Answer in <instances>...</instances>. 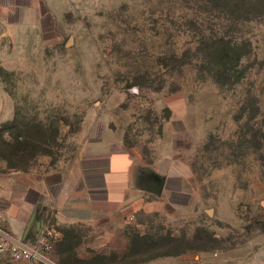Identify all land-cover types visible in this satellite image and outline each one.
Here are the masks:
<instances>
[{"label": "rangeland", "instance_id": "1", "mask_svg": "<svg viewBox=\"0 0 264 264\" xmlns=\"http://www.w3.org/2000/svg\"><path fill=\"white\" fill-rule=\"evenodd\" d=\"M60 8L43 34L0 36V148L42 138L53 161L70 163L107 127L147 159L171 144L193 172L187 197L140 234L159 245L179 239L183 249L209 234L210 250L139 264H264V18L225 30L251 53L244 78L221 85L194 51L198 28L210 34L232 16L206 0H61ZM188 48L185 65L173 59ZM118 245V255L128 251L124 239ZM84 255L90 264L94 255Z\"/></svg>", "mask_w": 264, "mask_h": 264}, {"label": "crops", "instance_id": "2", "mask_svg": "<svg viewBox=\"0 0 264 264\" xmlns=\"http://www.w3.org/2000/svg\"><path fill=\"white\" fill-rule=\"evenodd\" d=\"M60 5L61 0H0V36L43 34L55 27ZM151 155L147 159L107 127L70 163L38 155L24 168L9 169L0 161V232L34 245L44 229H53L54 264H68L69 253L83 260L84 254H117L121 238L127 247L131 228L140 234L187 197L191 167L171 144ZM0 264L44 263L2 255Z\"/></svg>", "mask_w": 264, "mask_h": 264}, {"label": "trees", "instance_id": "3", "mask_svg": "<svg viewBox=\"0 0 264 264\" xmlns=\"http://www.w3.org/2000/svg\"><path fill=\"white\" fill-rule=\"evenodd\" d=\"M212 5L215 11L231 15L229 24L232 26H223L220 30L214 29L212 33L207 34L204 29L198 28L197 46L194 51L197 55V62L201 64V70L204 75H209L218 84L233 85L244 78L245 70L242 68V62L251 53L250 43L247 40H238L233 38L227 28H233L241 22H251L258 18H264V0H206ZM193 49L188 48L184 55L175 56V61H180L182 65L186 64L188 53ZM46 144L44 139H21L15 138L14 141H3L0 148V161H5L9 169H19L28 166L38 155L50 156L49 152L43 149ZM40 146V151L30 154V149ZM52 157V156H51ZM26 162V163H25ZM187 237L186 235H183ZM208 234L195 236L196 248L186 249L177 247L182 241L176 238L162 239L161 245L148 235L139 233L129 237L128 251L123 255L112 254L110 256L94 255L90 264H103L109 260L113 264H139L171 256H179L189 251L206 252L210 247ZM68 264H87L88 260L78 259L74 255L68 258ZM102 262V263H101Z\"/></svg>", "mask_w": 264, "mask_h": 264}, {"label": "built area", "instance_id": "4", "mask_svg": "<svg viewBox=\"0 0 264 264\" xmlns=\"http://www.w3.org/2000/svg\"><path fill=\"white\" fill-rule=\"evenodd\" d=\"M57 233L51 229H44L36 243L30 244L25 240L15 239L13 236L0 232V256L4 255L12 261H31L50 263V256L54 250Z\"/></svg>", "mask_w": 264, "mask_h": 264}]
</instances>
